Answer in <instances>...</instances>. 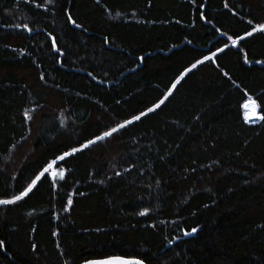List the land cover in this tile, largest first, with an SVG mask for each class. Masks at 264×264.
I'll return each instance as SVG.
<instances>
[{
	"label": "trees",
	"instance_id": "trees-1",
	"mask_svg": "<svg viewBox=\"0 0 264 264\" xmlns=\"http://www.w3.org/2000/svg\"><path fill=\"white\" fill-rule=\"evenodd\" d=\"M248 20L264 23V0H0V199L152 107ZM213 59L57 162L55 190L0 205V264H264V120L241 109L247 93L264 115V33Z\"/></svg>",
	"mask_w": 264,
	"mask_h": 264
},
{
	"label": "snow or ice",
	"instance_id": "snow-or-ice-1",
	"mask_svg": "<svg viewBox=\"0 0 264 264\" xmlns=\"http://www.w3.org/2000/svg\"><path fill=\"white\" fill-rule=\"evenodd\" d=\"M45 2H50V0H45ZM97 3L100 2V0H96ZM201 8H203V5H200ZM225 7H228L227 4H225ZM235 15V13H233ZM201 20H205V16L201 14L200 16ZM208 23H211V21H207ZM68 23L72 24L75 28H80L81 25L77 23L71 16H68ZM247 23L249 25H252L250 31H246L243 36L237 35L235 38L231 35H227V43L224 44L222 48H217L216 52H213L209 56H204L202 60H197L195 63L191 65V68H186L183 72L180 73V76L177 77L176 81L172 84V87L168 89V91L165 93L164 98L160 99L157 103L153 104L152 107L147 108L146 111H141L139 114L133 115L130 119H125L123 122L117 123L115 126L109 127L108 129L104 130L102 133L97 134L92 139H88L85 143L80 144L78 147H71L70 150H66L62 152L59 155H56L52 160L45 162V164L42 166L41 170H39L34 178L31 180L30 183L27 184L26 187H24L22 190L18 192V194H13L11 198L7 199H0V205H13L16 204L19 201L24 200L26 197L29 196L30 193H32L33 189L37 186L38 182L42 179L47 180L51 179V187L53 190L57 188V180H64L65 179V169L60 168L58 166L57 162L64 161L67 157L73 156L78 152H81L91 146L97 145L100 142H104L108 140L109 138L113 137L114 134L120 132V130L126 128L127 126L133 124L136 121H140L142 117H145L148 115V113H151L158 109L167 99L168 95L172 92V89L176 87V85L180 82V79L185 75V73L191 71L192 69L196 68L197 65L204 63L205 61H211L212 63H215V60L213 57L217 55V53L223 52L225 49L229 48L230 46L235 48L237 47L238 41L244 40L246 37H251L254 33H264V23H258L253 24L252 20H248ZM17 28H23L26 32H31L32 29L29 27L28 24H17L15 25ZM216 32L219 33L220 36H225L226 33L222 32L219 28L216 29ZM52 51H58L57 45L55 40H53L52 43ZM242 51V49H241ZM63 55V53H60ZM244 63H249L248 59L245 58ZM256 63H264V61H256ZM43 79V77H42ZM247 96V99L245 102L241 105V109L243 112V120L244 123H255L256 121L264 120V115H261L258 109L260 108V105L257 103V100L254 99L252 96L245 93ZM24 119L25 121H28L31 119L28 111H25L24 113ZM56 169V170H54ZM119 175V173H117ZM73 203L71 194H69L67 206H65L64 211H68V206H71ZM147 212V209L140 212L139 215H145ZM197 232L196 228H192L191 232H184L185 236H189L193 233ZM53 235H56L54 232ZM4 244L2 241H0V250H3ZM85 264H144V261L137 258H125L122 256H109L102 260H87L85 261Z\"/></svg>",
	"mask_w": 264,
	"mask_h": 264
},
{
	"label": "water",
	"instance_id": "water-1",
	"mask_svg": "<svg viewBox=\"0 0 264 264\" xmlns=\"http://www.w3.org/2000/svg\"><path fill=\"white\" fill-rule=\"evenodd\" d=\"M105 258H107V257H105ZM105 258L90 259V260H102V259H105ZM125 258H130V257H125ZM86 261H87V260H86ZM80 264H85V261L82 262V263H80ZM144 264H146V263H144Z\"/></svg>",
	"mask_w": 264,
	"mask_h": 264
}]
</instances>
